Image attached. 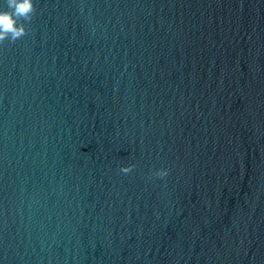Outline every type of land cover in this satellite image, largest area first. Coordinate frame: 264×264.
Segmentation results:
<instances>
[{
  "label": "water",
  "instance_id": "1",
  "mask_svg": "<svg viewBox=\"0 0 264 264\" xmlns=\"http://www.w3.org/2000/svg\"><path fill=\"white\" fill-rule=\"evenodd\" d=\"M34 4L0 43V264H264V0Z\"/></svg>",
  "mask_w": 264,
  "mask_h": 264
},
{
  "label": "clouds",
  "instance_id": "2",
  "mask_svg": "<svg viewBox=\"0 0 264 264\" xmlns=\"http://www.w3.org/2000/svg\"><path fill=\"white\" fill-rule=\"evenodd\" d=\"M7 7L0 9V43L8 40L14 43L27 33V24L32 20L35 13L34 0H6ZM135 164L124 165L120 171L130 173ZM169 169L156 170L154 175L163 178L168 175Z\"/></svg>",
  "mask_w": 264,
  "mask_h": 264
}]
</instances>
